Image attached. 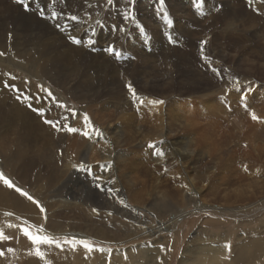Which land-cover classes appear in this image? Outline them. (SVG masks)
Segmentation results:
<instances>
[{
    "label": "rangeland",
    "instance_id": "obj_1",
    "mask_svg": "<svg viewBox=\"0 0 264 264\" xmlns=\"http://www.w3.org/2000/svg\"><path fill=\"white\" fill-rule=\"evenodd\" d=\"M91 1L101 4L103 9L96 14L93 21L97 18L105 19L108 12L111 11H115L118 18L122 17V14L115 8H109V6L103 4V0H88L82 3L86 4ZM255 1L256 0H253V4L250 6L248 0H166L164 9L167 15H165V12L159 11L161 8L159 0H137V4L135 5L136 14L138 23L142 25L143 28L130 25V35L126 40L121 41L120 37L122 34L118 31L113 37L111 26L116 21H113L114 23L112 24L109 23L108 26L104 24L102 30L101 28H96L97 36L95 50H93V47L90 45L88 50L94 51L95 54L97 52L100 53L102 48L106 46L104 41L109 40V42L117 44L119 50L123 53L121 57H116L109 53L101 57V59L110 62L118 71L108 70L109 74L106 75L110 80H108L109 83H104L102 79L106 73L105 71L95 73V79H98L99 83L95 82L90 85H96L98 87L94 88L93 91H91L92 93L84 91V93L86 92L87 95H92L93 97L104 96L102 101H95L91 104L92 107L89 105L90 107L88 106V108H90V110L92 109L91 111L89 110V112L94 125L105 132L111 144L107 145V147H99L101 149L95 146L93 152H87L92 142L78 134H74V139L76 138L78 140V138H82L81 142L85 139V141L82 142L83 145H81L78 150L79 153L77 152V148L73 150L70 149L68 151L69 154L66 153L67 151L63 152V155H61V151H57L54 152L55 158L58 159L57 161L60 165L63 164L62 166H67L69 162L73 160H75V163H78L85 159L83 161L86 162L87 158L84 156L87 152L88 156H94V162L90 163L91 171L74 170L66 181H62L56 186H52V183L47 180H40L44 183L42 188L32 183L25 185L15 178H13V180L17 185L23 187L35 198L39 199L42 204H45L44 198L50 196H63L64 199H70L76 196L81 202L82 200H84V202H88V200L91 199H94V201L98 200L99 203L104 206V209H107V211L103 213L106 221L110 220L108 219L109 216L107 213L111 210V212H113L114 210V219L118 220L123 226L129 225L125 217H127V219H135L138 224L147 223L149 228L160 226L159 223L168 220L174 221L176 218L170 216L172 213H177L175 207L179 205L180 202L178 201H180V197L181 200L184 198L182 202H190L191 205H187V207L183 205V211L187 210V212H192L196 210L193 204L197 201L199 202L201 197L190 198L186 191L181 188L180 185L182 183H188L190 187L193 185L196 189H200L204 185L203 189H206L213 182H215L216 185L218 178L221 179V182L229 181L227 190L229 195H232L229 196V202L230 197L232 202V198L236 196L235 193L240 190L238 187L243 184L242 187L248 189L247 191L249 192L256 190L258 187V191L261 194H247L241 202L252 203L261 201L260 203L264 205V156L261 158L260 153L264 151V124L253 122L251 118L243 112V109L236 106L234 103L236 96L234 94H232L231 101L234 104L233 112L229 113L223 107L219 99L223 95L222 84L210 71L202 67L203 62L200 59L198 47L201 40L207 39L206 54L212 56L214 61L213 66H222L232 69L233 73L238 74L242 84L245 78L254 80L257 84H264V0H259L261 1L259 6H262V9L256 6L259 2L255 4ZM29 2L30 10L26 11L24 7L17 3V0H1L0 21L2 20L1 17L5 16L4 19L7 18V20L11 21L18 20L33 23L35 21L37 24L43 25L49 29L50 37L52 39L55 38L59 50V48H61L60 45L64 44L61 38L64 32L55 29L51 22L39 18L36 9L43 6L48 12L52 10L68 12L71 11L70 7H72V4H76V2L74 0H60L52 7H48L50 0H29ZM61 3L67 4L62 5ZM120 4H123L121 6V9H123L127 5V0H118V6ZM3 5L6 11L3 9ZM173 5H182L189 13H176L171 9ZM232 14H234L235 17L237 16V18H234ZM169 20L173 21V27L168 26ZM121 22L123 21L121 20L120 23ZM120 23L116 25L119 26ZM85 26L87 27V25ZM86 31H88V29ZM71 34L76 35L78 38L81 36L75 30H73ZM169 36H172L177 42L171 43L169 41ZM240 41L245 42L242 43ZM243 46H247L248 50H244L242 48ZM162 52H164V54ZM132 57H135V59H132ZM13 58L15 60L11 61L10 59L12 58L5 56V58L1 60L0 78L2 77L4 80L7 79L9 84H15L17 88H20L26 93H30L33 97L39 96L38 94L40 93L37 85L42 83L51 89L59 100L64 101L68 105L81 111L86 107L85 104H82L77 98L78 96H82L79 94L81 88L78 85V80L70 82L71 92L67 93L62 90L64 88L56 86L55 82L49 79L46 81L42 78L39 79L35 76V72L27 63L15 58V56ZM215 61H219V65H216ZM257 61H260V66L255 65L251 67V64ZM107 65L109 67V64ZM101 69H103V66ZM5 73L16 75L18 79L13 81L8 76L4 75ZM225 75H227V73H225ZM3 79L2 81H4ZM25 79L30 81V83L26 85L24 83ZM100 81L102 82L101 84ZM127 81H131L137 88L138 93L146 97L147 100L163 99L165 103L156 106V110L152 109L151 106L146 103L141 111L137 112L136 102L131 101V97L128 95L125 87ZM80 85L82 86V84ZM66 89H69V87ZM258 93L259 95H264V88L258 89ZM253 96H256L258 99L256 93H254ZM42 98H44V93ZM36 101L37 100L34 99L32 103H36ZM49 104H51V101H49ZM49 104H47L46 101L42 107L46 105L48 107ZM250 106L258 111V115H264V100H260ZM53 109L55 112L60 111V109H57L55 106ZM63 114L66 115L67 113ZM60 116L61 115L57 116L54 114V117H56L55 119ZM220 119L222 121H219ZM125 120L128 122L124 123L123 121ZM249 122L251 125L252 123L255 124V126L252 125L250 128L248 125ZM78 125L81 127V118L79 117L75 122V126L79 127ZM186 126L189 127L186 129ZM257 126L262 130L261 131L260 128L258 129L259 134H256L258 133ZM252 128L257 130L255 135L251 134ZM260 133H262L261 137ZM162 138L166 144L164 143L161 147L165 151L166 156L162 160H159L150 155L147 149V142L149 140H162ZM174 138L177 139L175 140ZM74 139L72 138L71 143L74 142ZM244 143L248 144L247 148L243 147ZM189 146L192 150H190V152L192 153L185 151ZM254 149H256V152ZM104 150L106 152H104ZM257 150L261 151L258 152ZM200 151L201 153H199ZM205 152L206 155L202 158ZM256 154H258V156L260 154V157H257ZM244 155L246 156L245 158ZM62 159H64V163ZM96 159L101 163L110 159L113 162V170L104 172L96 163ZM188 160H190L189 165L186 163ZM228 162H231V165L235 162V169L240 170H238L237 173H241L239 174L240 176L244 175L243 178L241 177L242 179L239 176V178L237 177L238 174L233 180L231 178V181L225 179L226 177L223 176L221 172L225 169L226 164H229ZM244 162H246L247 165L249 164L248 173H244L239 167L242 166ZM5 163H7V159H5L3 151H0V169L11 178V171H9ZM178 163L179 165H177ZM154 165L155 167H153ZM176 166L179 167L177 168ZM184 166H186V168H183ZM165 167L169 169V172L166 174L163 173ZM237 167L239 168L237 169ZM94 171L99 173V175L103 174L105 180L110 178L108 174L111 172V177L113 176L119 181L116 187L122 190V197L126 202H130V205L133 204V208L129 205L124 209V206L120 205L116 199L111 198L110 194L95 188L92 179ZM187 174L189 175L187 176ZM178 175L180 178L173 180V176ZM132 179L139 180V186L143 185L145 189L146 186H148L146 192L148 193V196H146L148 202L143 208L137 207L135 203L129 200L127 185ZM240 179H244V181H241L243 184L238 185L241 183ZM144 182H146V185H144ZM207 182L209 184H206ZM256 182H258V184ZM250 183H252V185H249ZM220 184L221 183H219V185ZM152 186L157 188L158 191L155 193L153 191L152 193ZM233 188L237 189L235 190ZM37 189L39 190L37 191ZM232 189L233 191L235 190V195H233ZM167 190L170 193L173 191L174 195L169 200L163 196L164 194L161 195L162 191ZM182 190H184V192ZM178 193L180 194L178 195ZM176 198H178V200H176ZM206 198L210 199L211 197ZM167 201L168 204L174 205L173 208L167 206L171 211L167 210V207L165 208V203H167ZM170 201L172 203H170ZM233 201L235 200L233 199ZM152 205H154V208ZM251 211L247 213L230 214L233 216L230 218L217 214L211 217L205 216L204 214H202V216L201 214L189 215L185 217L187 218L185 222L176 221L177 223H173L172 227H170L171 230L167 232L155 234L148 238L144 237L139 240H134L125 245L94 243L97 248L111 247L113 251H117V249H119V251L128 250L135 246L145 244H155V248L159 247L161 244L166 246L171 244L173 251L170 253V260H168L169 257H167V263L179 264L180 253L189 245L188 243L194 240L197 241V238H201V236L202 239H199L202 241L201 245L222 247L224 243H230L232 246L231 249L236 246V239L238 236L241 237L240 241H248L250 236H252L253 239L257 238L259 240L258 243L264 241V209L250 216V214H252ZM141 212L144 213V216L139 215ZM168 212L171 213L170 216ZM181 213L177 214V216L175 214L174 216L178 217ZM221 217L223 218L221 219ZM5 219L4 217L0 219L1 226H4ZM7 219H10L13 223L17 222L14 218ZM182 223H186L187 225L185 232L179 229ZM205 225H207V227H205ZM46 227L52 229V226L48 223ZM71 228L93 234L89 232L88 227L81 225V223H74ZM134 230L141 231L140 228ZM180 230L182 231L179 232ZM12 231L13 234L15 230ZM169 232H171V235H169ZM224 238L227 241H225ZM203 239H205V242H203ZM0 243L6 244V242ZM29 244L30 242L22 235L19 236L18 240L14 239L13 241H8L6 246L15 247L17 253L15 255L8 254V260H4L3 258L2 260L0 258V264H9V261L11 264H46L44 260H39V258L27 255ZM223 251L224 255H219L218 259L222 264H227L232 256V251L228 253L224 248ZM151 252H154V250ZM105 253L94 251L86 254L82 248H79L76 252L66 251L64 253H60L59 250H52L50 252L51 257H49L50 254L48 253V258L52 259V264H56L57 262L64 264H102V259L107 258ZM86 255L88 259L85 258ZM139 255L140 254L135 256V259L137 258L136 260L134 258H131L133 261L131 259H124L120 264H144L147 260L146 257H143V253ZM226 255L230 258L222 259V257ZM55 256L57 257L55 258ZM259 256H261L260 259ZM256 257H258L259 261L254 264H264V261L260 262L262 257L264 259V248ZM149 258L155 259L156 257ZM109 259L112 261V256H110ZM111 261V264H115Z\"/></svg>",
    "mask_w": 264,
    "mask_h": 264
},
{
    "label": "bare ground",
    "instance_id": "obj_2",
    "mask_svg": "<svg viewBox=\"0 0 264 264\" xmlns=\"http://www.w3.org/2000/svg\"><path fill=\"white\" fill-rule=\"evenodd\" d=\"M59 1L60 0H57V2H59ZM74 1L76 2V4H72V7H70V10H71V12L73 11L72 12L73 14H78L82 20L86 19L88 16H91L92 20H93L94 17L96 16V14L98 12L102 11L101 10L102 9L101 4H98L94 1H91V2L86 3V4H83L82 2H85L88 0H74ZM260 2L261 1L256 0L255 4L258 3L256 6L258 8L260 7V9H262V6H259ZM61 4L66 5L67 3H61ZM122 5L120 4L119 7L121 8ZM3 9H4V5H3ZM171 9L173 11H175L176 13L177 12H181L182 14L183 13L184 14L189 13V11L182 5H173L171 7ZM236 12H235V14H236ZM233 15L234 14H232V16ZM239 16H240V13H239ZM5 17H1L2 20L0 21V51L6 52L7 53L6 56H9L10 58H12V59H10L11 61L15 60L13 58L15 56V58L22 60V62H24V63H27V65L30 68H32V70L35 72V74H36L35 76H37L39 79L42 78L44 81L49 79L50 81L55 82L56 86H58L60 88H64L62 90L67 92V93L71 92L70 82H72L73 80H78V83H79L78 85L81 88L79 94H81L82 96L81 97L78 96L77 98H78V100L81 101L82 104H85V106H86L82 110H87V112L90 115V112H89L90 108H88V106L89 105L91 106V104L95 101L100 102L104 98V96L103 97L102 96L93 97L92 95L86 94V92L92 93L91 91H93L94 88L98 87L96 85H90V84H93L95 82L99 83V80L95 79L94 74L97 72H101V71L104 72L105 71L106 72L105 75L103 76V78L102 77L101 78L103 79L104 83H109L108 82L109 79L107 78V75H106V74H109L108 70H112V71L115 70V72L118 70L116 67L112 66V64L110 62H107V60L101 59V57H104L105 54H107V52L104 51V48H102L100 53H98L96 51L97 52L96 54L94 53V51L88 50L90 46L88 45L87 40H88V37L91 35V32L89 30L86 31L87 27L85 25H83V26H80L78 29L72 28L70 30L71 32H73V30H75L77 33H79L81 35L79 37L82 40V43L80 45H75V44L71 43L69 40H67L66 37L69 33L64 32L61 35V38L63 39L64 44L60 45L61 48H59V50H58L56 40H55V38L52 39L50 37V31L47 27H45L43 25H39L35 21H34V23L33 22H27V21H18V20L17 21H11V20H7V18L4 19ZM234 18H237V16L235 17V15H234ZM103 20L105 21V25L107 24V26H108L109 23L112 24L115 21H116L115 24H119L120 21L122 20V17L118 18L117 13L115 11H111L110 14L108 12V15H106V18ZM71 23L77 24V22H71ZM97 28H100V27H97ZM53 32H52V34H53ZM9 34H11V38H9ZM104 42L107 43V42H109V40H105ZM240 42L243 43L245 41H240ZM242 48L244 50H248L247 46H243ZM246 52H248V51H246ZM162 53L164 54V52H162ZM4 58H5V56L0 57V62ZM101 60H103V61H101ZM107 64H109V67ZM251 65H252L251 67H253L255 65L260 66V61L252 63ZM102 66H103V69H101ZM0 67H1V65H0ZM126 70H128V69H126ZM32 75H34V74H32ZM5 78H7V77H5ZM2 79L3 78L1 77L0 78V151H3V155L5 156V159H7V163H5V165L9 168V171H11V175H12L11 178L12 179L13 178L18 179L21 182H23L25 185L30 184V183L36 184L39 186V188H42L44 185V183H42L40 180H42V181L47 180L48 182L52 183V186H56V185L60 184L62 181H66L69 178L68 176L74 170H77V169H74L72 167V164L75 163V160L70 161L67 166H62L63 164L60 165L59 162L57 161L58 159L55 158L54 152H57V151L58 152L59 151L66 152L67 151L66 153L69 154L68 151L70 149L73 150L76 148H77V152H78L81 145H83L82 142H84L85 139H83V141L81 142L82 138H78V140L76 138L74 139V136H73L74 134H70V133H66V132H55L51 128V126H49L43 122L44 118H41L40 116H38L34 111H32L31 109L26 107L25 104L18 102L15 99L16 93L3 87ZM101 81H100V84L102 83ZM80 84H82V86ZM68 87H69V89H66ZM84 91H86V92L84 93ZM39 93L40 94H38V95L40 96V100H39V102L36 101V103H34L35 101L33 102L34 107H42L44 102H46V101H47V104H49L50 100H46L45 98H42L43 93H41L40 91H39ZM115 103H114V105H115ZM106 106H108V105H106ZM119 106H120V104H119ZM53 107L54 106H51L50 110L46 111V113H45L46 118L55 119L56 117H54V114L57 116L62 114L61 110L55 112ZM45 108L46 109L48 108L47 105L45 106ZM106 109H108V108H106ZM146 113H147V111H146ZM123 117H125V116H123ZM219 121H222V120L220 119ZM123 122L127 123L128 121L126 122V120H125ZM179 123H181V122H179ZM248 125L250 128L252 125L255 126V124H253V123L251 125L250 122ZM188 127L189 126H186V129ZM256 128L258 130L260 127L257 126ZM247 129H248V126H247ZM257 130L256 129L254 130L252 128L251 129L252 133L251 132L250 133L252 135H255ZM260 130H261V128H260ZM257 132L258 133H256V134H259V130ZM160 134L164 135L162 133H160ZM261 134L262 133H260V137H261ZM161 135H159V136H161ZM161 137H163V136H161ZM72 138L74 139L73 143H71ZM163 138H162V140H163ZM254 138H257V137H254ZM174 139L176 140L177 138H174ZM101 147L103 148L104 146H101ZM105 147H107V146H105ZM99 149H101V148H99ZM93 150H95V145L92 142L90 144V146L88 147L87 152H89V151L93 152ZM254 150L256 152V149H254ZM261 150H263V149H261ZM261 150H257V151L259 152ZM87 152H86L84 157L87 158L86 162L89 165H91L90 163L94 162V158H93L94 156L93 155L88 156ZM104 152H106V151L104 150ZM96 153H97V150H96ZM186 153H188V152H186ZM190 153H192V152H190ZM199 153H201V151ZM260 153H261V158H262L264 156V151L260 152ZM205 155H206V152L203 154L202 158ZM192 156H193V154H192ZM256 156L260 157V154H259V156H258V154H256ZM245 157L246 156L244 155V158ZM254 157H255V155H254ZM248 158H249V156H248ZM63 160L64 159H62V162H63ZM83 160H85V159H83ZM189 161L190 160H188V162H186V163H188L187 165H189ZM243 161H247V160H243ZM243 161H241V162H243ZM66 162H68V161H66ZM96 162H97V159H96ZM228 163L229 164L228 165L226 164L225 169H223L221 172L222 175L226 177L225 179H227V181L230 180L231 178H232V180L234 179V177L238 174L237 172L239 170L238 169L239 167L241 168V170H243L242 166L237 167L238 170H236L234 167L235 162H234V164L232 163V165H231V162H228ZM244 163L246 164V162H244ZM177 165H179V163ZM182 166H183V164H182ZM183 168H186V166H184ZM263 169H264V167H263ZM98 172H100V171H98ZM177 172H179V171H177ZM180 172H182V171H180ZM186 172H188V171H186ZM184 173H183V175H184ZM111 174L112 173L110 172V174H108V175L111 177ZM239 174H241V173H239ZM239 174L237 175V177L239 176L240 178L241 177L243 178L244 175L240 176ZM242 174H243V172H242ZM94 175H99V173L94 171ZM104 175H105V173H104ZM188 175L189 174H187V176ZM208 176H210V175H208ZM214 176H215V174H214ZM178 177H179V175H178ZM238 178H236V179H238ZM241 179H240V182L244 181L245 177L243 180H241ZM138 181L139 180H133V179L129 181V183L127 185L128 186L127 189L129 191L128 197H129V200L132 203H135L137 207L143 208L146 206V204L148 202V200L146 199L147 198L146 196H148V193H146L148 186H146V189H145V186H143V185L139 186ZM228 182H225V181L221 182V179L218 178L216 185H215V182H213L206 189H203V186H204L203 185L202 188L199 189L202 192V195L200 196L201 200L199 202L197 201L194 204L191 203V204L195 205L194 207L196 209L192 212H187V210L183 211L182 206L184 205L187 207V205L188 206L190 205V202H188L189 204L182 202V200L184 198L181 200V197H180V199H179L180 201H178L180 203L177 207H175V209L177 211V213H175L176 216H177V214L182 212L180 214V216L178 215V217H176V216H174L175 214L172 213V215H171V213L168 212L169 216L171 215L170 217L176 218L174 221L168 220L166 222H161V223L158 222L160 224V226L158 225V226H155L152 228H148L147 230L141 229V231L134 230L130 225L123 226L122 224L119 223L118 220L114 219V216L108 217V219H110V220L106 221L105 215L103 213L105 211H107V209H104V206L101 205V203H99L98 200L94 201V199H91V200H88V202H84V200H82V202H81V200L77 199L76 196L74 198H70V199H64L63 196H60V197L59 196H50L48 198H44L45 204H43V205L47 209V215H48L47 223L52 226V229H49V231L56 236H65V235L73 236V235H75L77 237L87 238V239L92 240L93 242H98V243H102V244L125 245V244L130 243L134 240H139V239L144 238V237L148 238V237H151L155 234H162L164 232H167V231L171 230L170 227H172L173 223H175L176 221H184L185 222V220L187 219L185 217L186 216L188 217L189 215L192 216V215L201 214V216H202V214H204L205 212H211L212 215L217 214L219 216H226V217L230 218V217H233L230 214L247 213V212L252 210L251 211L252 214H250V216H251V215H254L256 213H259L260 210L264 209V205L262 203H260L261 201L260 202L256 201V202H252V203H246L244 201L241 202V200L247 194H251V193L252 194L256 193L257 195L261 194L258 191V187L256 188V190H253L251 192L247 191L248 189H245L244 187H242L244 185L242 182L240 184H238V185L243 184L242 186H240V187L237 186L238 188H240V190L237 193H235L236 196L234 198H232V202H231V197H230V202H229V196L231 194L229 195L228 190H227V186L229 185ZM258 182H256V183L258 184ZM144 183H145L144 185H146V182H144ZM219 183H221V184L219 185ZM252 183H250L249 185H252ZM206 184H209V183L207 182ZM217 184H218V186H217ZM234 186H235V183H234ZM191 187H194V186L191 185ZM245 187H247V186H245ZM222 188H224V189H222ZM251 188H253V187H251ZM172 189H173V187H172ZM233 189L236 190L237 188H233ZM233 189H232V191H233ZM38 190L39 189H37V191ZM160 190H161V188H160ZM235 190L233 191V195H235L234 194ZM70 191H71V189H70ZM153 191L155 193L156 191H158V189L153 187L152 193H153ZM182 191L184 192V190H182ZM206 192H208V193H206ZM168 193H170V192H168V190L162 191L161 195L164 194L163 196H165L169 200L174 195H173V191L170 194H168ZM180 193H181V191H180ZM180 193H178V195ZM157 194H159V193H157ZM150 196H152V195H150ZM206 197H211L212 199L211 198L207 199ZM185 198L187 200L186 196H185ZM233 199L235 201H233ZM176 200H178V198H176ZM248 202H251V201H248ZM127 203H128V205H130V202H127ZM170 203H172V202L170 201ZM236 203H238V204H236ZM234 204H236V205H234ZM132 205H130V206L133 208ZM152 206L154 208V205H152ZM167 206H171L172 208L174 207V205L168 204V201H167V203H165V208ZM224 206H229V207H224ZM92 208H99L100 214L97 215L96 213H93ZM124 209H125V207H124ZM167 210L171 211L170 209H168V207H167ZM5 211H13L17 216L27 218L30 221V223L39 224L41 222H44L41 214H39V211L35 205H33L30 201L26 200L25 198L20 197L19 194L15 193L13 190L6 188L3 184H0V219L4 217L3 213ZM113 212H114V210H113ZM165 216H164V218L166 219ZM12 218L15 219V217H12ZM163 221H164V219H163ZM74 223H78V224L81 223V225L88 227L89 232H91L93 234H88V233H85V232L80 231V230L72 229L73 227L71 228V226ZM186 226H187L186 223H182L180 225L179 229H182L185 232ZM182 230H180L179 232H181ZM5 232H6V234H12L13 231L5 228ZM197 239H198L197 241L194 240L191 243H188L189 245H187L186 248L184 247L185 249L182 251V253H180L181 255L179 257V264H222L221 261L218 259V256L224 255L223 248L221 246H210L209 247V245H201L202 241H200L199 239H202V236H201V238H197ZM224 240L227 241L225 238H224ZM240 240H241V237L238 236L236 239V246L231 249L232 256L230 258V261L227 264H254L257 261H259L261 256H259V259L256 256H257V254L259 255V253L262 252V250L264 248V246H263L264 241H261L258 243L259 240L257 238L253 239L252 236L249 237L248 241H240ZM203 242H205V239H203ZM7 243L8 242H6V244L4 243V245H7ZM154 248H155V244H145V245L135 246V247L128 249V250L113 251L111 253H105L104 252L106 254L107 258L102 259L101 262H102V264H109V261H111L109 258H110V256H112V258H113L112 261L115 264H120L124 260V255H123L124 253H127L128 259H131V258L135 259V256H137L138 254L141 255L143 253L144 254L143 257L144 258L146 257V259H147L144 264H158L157 257L163 256V253H161L159 251V247H156L155 249ZM153 250H154V252H151ZM49 254H50V252H49ZM102 255H104V254H102ZM49 257H51V254ZM56 257L57 256H55V258ZM149 257H153V258L156 257V258L151 259ZM167 257H169L168 260H170V253L168 254V256H163L164 264H171V263H167ZM55 261H57V260H55ZM263 261H264V259L262 257L260 262H263ZM56 264H64V263H58L57 262Z\"/></svg>",
    "mask_w": 264,
    "mask_h": 264
},
{
    "label": "snow or ice",
    "instance_id": "obj_3",
    "mask_svg": "<svg viewBox=\"0 0 264 264\" xmlns=\"http://www.w3.org/2000/svg\"><path fill=\"white\" fill-rule=\"evenodd\" d=\"M57 0H50V4L48 7H52L55 5ZM166 0H159V4L161 8L159 11L165 12L167 15L164 5ZM17 3L20 4L26 11L30 10V2L29 0H17ZM103 4L109 6V8H115L118 12L122 14V23L117 26L115 23L111 26V32L113 37L117 33H121V41L126 40L130 35V25H136L137 28H142L143 26L138 23V17L136 14L135 5L137 4V0H127V5L121 9L118 6V0H103ZM248 4L251 6L253 4V0H248ZM103 10V9H102ZM37 16L41 19L51 22L55 29L69 33L67 35V40L75 45H80L82 40L78 38L76 35L71 34L72 28H79L80 26L87 25V29L91 32V35L88 37L87 43L88 45L93 47L95 50V43H96V36L97 31L96 28L100 27L101 30L105 24V21L101 18H97L95 21L92 20L91 16H88L86 19L82 20L78 14H73L71 11L64 12V11H56L52 10L48 12L45 7L41 6L36 9ZM110 14V12H109ZM71 22H77V24H72ZM169 27H173V21L169 20L168 22ZM9 38H11V34H9ZM169 41L171 43H176L177 41L172 37L169 36ZM208 44V40L204 39L199 42V52H200V59L202 60L203 64L202 67L206 68L210 71L214 77L221 82L222 84V92L223 95L219 98L223 107L229 112H233L234 104L232 101V94L236 96L235 105L239 108L243 109V112L247 114L248 117L251 118L253 122L264 124V115H258L257 110L250 106L253 103L259 102L260 100H264V95H259L258 89L264 88V84H257L254 80L245 78L243 84L241 83V79L239 78L238 74L233 73L232 69L222 67V66H213L214 61L210 54H206V45ZM104 51L114 55L116 57H121L123 53L119 50L118 45L112 42H107L106 46L104 47ZM7 53L4 51H0V57L6 56ZM135 59V57H132ZM219 61H215L216 65H219ZM227 73V75H225ZM4 75L8 76L11 80L15 81L18 79L16 75L11 73H5ZM24 83L27 85L30 83L27 79H25ZM3 87L9 89L16 93L15 99L26 105L29 109L34 111L38 116L43 119V122L55 131V132H66L70 134H78L83 136L88 141L94 143L96 147L107 146L111 144V141L106 137L104 131L100 128L96 127L93 123L92 117L89 115L87 110H78L73 106L68 105L64 101H61L54 95L53 91L46 87L44 84H38L37 88L41 93H44V98L46 100H50L51 104L48 105V108L45 107H34L33 106V99H36L39 102L40 97H33L30 93H26L22 91L20 88H17L15 84H9L8 80L3 81ZM127 89L128 95L131 97V101L136 102V111L140 112L142 107L145 106L147 103L151 106L152 109H155L158 105H163L165 101L163 99H153L147 100L146 97L141 96L137 88L133 85L131 81H127L125 84ZM256 93V96L253 94ZM54 105L57 109L63 110L62 114L57 119H49L45 117V113L47 110H50L51 106ZM63 113H67L66 115ZM81 118V127H76L75 122L77 118ZM165 143L164 140L158 141H151L147 142V149L150 152V155L156 157L159 160H162L166 153L161 147ZM243 147L247 148L248 144L244 143ZM186 151H190V146L185 149ZM63 155V152H61ZM99 167L104 172H109L113 168V162L109 159L103 163L100 161L96 162ZM72 167L77 170L82 171H91V165L87 162L81 160L78 163H73ZM155 167V165L153 166ZM243 171L245 173L249 172V168L247 164L242 165ZM169 172V169L165 167L163 169V173L166 174ZM178 176H173V180L179 179ZM94 187L105 191L110 194L111 198L117 200V202L127 208L129 205L126 200L122 197V190L116 187V184L119 182L117 178L110 177L105 180L103 174L101 175H93L92 176ZM130 179V178H129ZM0 184H3L6 188L13 190L15 193L19 194L20 197L25 198L26 200L30 201L39 211L41 214L43 223H30L27 218L17 216L13 211H5L3 216L6 218L4 221V226H0V242H8L18 240L19 236L22 235L30 242L27 248V255L39 258V260L46 261V264H52L51 259L48 258V253L52 250H59L60 253H64L66 251L75 252L79 248H82L85 253H92L94 251H99L100 253L108 252L111 253L113 249L111 247H99L95 245V243L87 238H80L75 235L73 236H56L52 234L48 227H46L48 221L47 209L42 204V202L35 198L32 194L26 191L23 187L17 185L9 175H6L3 170H0ZM181 188L184 189L189 197L199 198L202 195L201 190L196 189L194 187H190L188 183H182ZM92 212L96 213L97 215L100 214L99 208H92ZM109 217L113 216V212L109 211L107 213ZM140 216H144V213L141 212ZM205 216L211 217V212H205ZM15 217V223L11 222L10 219ZM223 217H221L222 219ZM127 223L133 228H140L143 230H147L149 225L147 223H137L135 219H127ZM5 226L7 229L15 230L13 234H6ZM207 227V225H205ZM171 235V232H169ZM222 247L226 250V252H231V244L224 243ZM119 251V249H117ZM159 251L163 253V256H168L169 253L173 251L172 245L168 244L167 246L161 244L159 246ZM17 253V249L15 247H8L3 243H0V258L4 260H8V254L15 255ZM124 259H128L127 253H124ZM163 256L157 257L158 264H164ZM87 258V255L85 256ZM229 256H224L222 259H228ZM9 264L11 262L9 261ZM110 264V261H109Z\"/></svg>",
    "mask_w": 264,
    "mask_h": 264
}]
</instances>
